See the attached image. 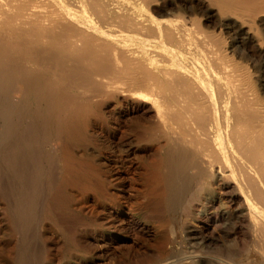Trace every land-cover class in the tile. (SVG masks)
<instances>
[{"label": "bare ground", "instance_id": "obj_1", "mask_svg": "<svg viewBox=\"0 0 264 264\" xmlns=\"http://www.w3.org/2000/svg\"><path fill=\"white\" fill-rule=\"evenodd\" d=\"M263 27L264 0H0V264H264V88L230 55Z\"/></svg>", "mask_w": 264, "mask_h": 264}, {"label": "rangeland", "instance_id": "obj_2", "mask_svg": "<svg viewBox=\"0 0 264 264\" xmlns=\"http://www.w3.org/2000/svg\"><path fill=\"white\" fill-rule=\"evenodd\" d=\"M260 40L264 45V27L260 28ZM223 40L228 43L232 42V33L222 29L220 32ZM236 46L235 50L230 53L231 56H239L240 63L248 70L251 74L252 80L257 88H264V53L259 55L247 54L243 45L238 42L237 38L234 39Z\"/></svg>", "mask_w": 264, "mask_h": 264}]
</instances>
